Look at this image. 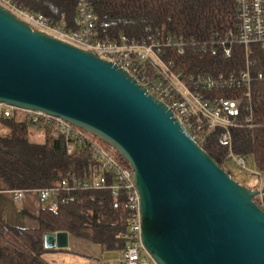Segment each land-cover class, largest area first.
Masks as SVG:
<instances>
[{
  "label": "water",
  "instance_id": "water-1",
  "mask_svg": "<svg viewBox=\"0 0 264 264\" xmlns=\"http://www.w3.org/2000/svg\"><path fill=\"white\" fill-rule=\"evenodd\" d=\"M0 102L60 116L132 167L142 240L159 264H264L262 190L234 179L128 71L0 6ZM70 235L45 236L68 248Z\"/></svg>",
  "mask_w": 264,
  "mask_h": 264
},
{
  "label": "built area",
  "instance_id": "built-area-1",
  "mask_svg": "<svg viewBox=\"0 0 264 264\" xmlns=\"http://www.w3.org/2000/svg\"><path fill=\"white\" fill-rule=\"evenodd\" d=\"M236 2V28L215 34L205 41L172 33L165 27H148L142 38L126 34L103 37L98 26L95 0H76L74 27L69 26L65 16L53 21L16 0H0V6L33 29L94 52L125 69L171 109L173 116L199 144L203 146L217 134L220 144L229 150L226 161L248 170L246 158L234 151L233 130L254 126L252 84L264 80V69H253L255 62L250 58V46L260 42L264 44V0ZM234 45L243 46L246 54V68L241 71H190L185 66V58L196 52L231 57ZM14 116L23 117L36 129L47 128L54 135L63 136L69 155L74 153L76 143L82 144L100 164V170L91 171L86 177L71 174L58 185L9 191L15 209L18 212L24 210L28 192L36 193L42 201L56 204L68 203L77 190H111L115 198H124L128 213L127 229L120 234L126 241L120 264H159L142 240L141 196L131 165L115 149L117 156L102 148L93 134L60 116L0 102V120ZM263 185L264 171L260 170L253 189L262 190ZM262 196L258 197L264 204ZM100 264L109 263L102 261Z\"/></svg>",
  "mask_w": 264,
  "mask_h": 264
},
{
  "label": "trees",
  "instance_id": "trees-1",
  "mask_svg": "<svg viewBox=\"0 0 264 264\" xmlns=\"http://www.w3.org/2000/svg\"><path fill=\"white\" fill-rule=\"evenodd\" d=\"M53 21L65 16L74 27L76 0H16ZM98 26L103 37L126 34L142 38L148 27L209 40L215 34L235 29L238 22L236 0H95ZM254 70L264 69V44L251 46ZM190 71L238 72L246 68L244 47L234 45L231 57L196 52L185 58ZM252 127L233 130L234 151L254 160L264 171V80L252 84ZM7 131H0V192L58 185L71 174L86 177L100 170L98 159L82 144H75L69 155L63 136L51 130L36 129L21 116L1 119ZM42 134L36 141L31 130ZM205 150L224 168L228 148L214 134L203 143ZM225 169V168H224ZM264 199V195L262 196ZM255 201L264 209L259 197ZM128 213L124 198L111 190H77L68 203L58 202L39 210L37 227H21L0 220V264H48L41 255L46 250L45 236L61 231L94 242L103 250H123L120 234L127 229Z\"/></svg>",
  "mask_w": 264,
  "mask_h": 264
},
{
  "label": "rangeland",
  "instance_id": "rangeland-1",
  "mask_svg": "<svg viewBox=\"0 0 264 264\" xmlns=\"http://www.w3.org/2000/svg\"><path fill=\"white\" fill-rule=\"evenodd\" d=\"M8 128L0 124V131H7ZM31 135L36 141H43V136L36 130H31ZM94 136V135H93ZM96 142L104 149L115 154L114 148L110 147L107 143L100 138L94 136ZM117 156V155H116ZM249 165L248 170H244L234 162H227L224 166L225 170L236 179L239 183L250 188H256L258 179V172L260 169L252 158L246 157ZM253 170V171H252ZM25 198V209L23 212H17L12 204L10 195L7 191L0 192V220L11 225L21 227H37L39 225V210L42 207L50 206L51 202L42 201L35 194L29 195ZM31 197V202H29ZM30 204V206H29ZM74 237H72V240ZM72 243L68 248H46L42 253V259L48 264H100L102 261L109 264H120L122 250H101L99 257H86L79 255L73 251ZM82 254V253H81Z\"/></svg>",
  "mask_w": 264,
  "mask_h": 264
},
{
  "label": "crops",
  "instance_id": "crops-1",
  "mask_svg": "<svg viewBox=\"0 0 264 264\" xmlns=\"http://www.w3.org/2000/svg\"><path fill=\"white\" fill-rule=\"evenodd\" d=\"M10 195V199L12 201V204H13V197H12V194L7 191ZM28 193H32V194H35L34 192H28ZM28 193L26 194L28 196ZM32 194H29V195H32ZM37 196V195H36ZM38 197V196H37ZM26 198V196H25ZM39 198V197H38ZM2 199H0L1 201ZM29 202H31V197H29ZM1 203V202H0ZM14 206V204H13ZM25 200H24V209H25ZM30 206V204H29ZM17 211V210H16ZM24 211V210H23ZM22 211V212H23ZM18 212V211H17ZM72 237H74V239L72 240ZM72 243L73 245V251L79 255H85L86 257L88 256H91V257H99L100 255V251L102 250L101 246L94 243V242H91V241H88V240H85V239H82V238H79V237H76L74 235H70V244ZM82 253V254H81Z\"/></svg>",
  "mask_w": 264,
  "mask_h": 264
}]
</instances>
